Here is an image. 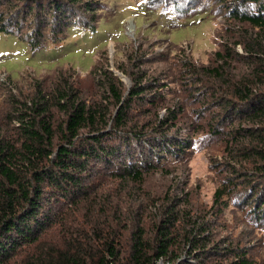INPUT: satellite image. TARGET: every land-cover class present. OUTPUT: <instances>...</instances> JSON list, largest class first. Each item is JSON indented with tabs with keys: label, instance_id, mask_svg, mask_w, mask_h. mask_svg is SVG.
Instances as JSON below:
<instances>
[{
	"label": "trees",
	"instance_id": "obj_1",
	"mask_svg": "<svg viewBox=\"0 0 264 264\" xmlns=\"http://www.w3.org/2000/svg\"><path fill=\"white\" fill-rule=\"evenodd\" d=\"M233 1L229 18L260 30V39L245 44L244 52L264 58V0ZM80 2L0 0V31L21 36V29L29 25L32 49L57 45L70 28L86 24L75 10ZM200 3L187 4L196 9ZM83 4L84 11H93V26L87 27L96 30L101 21L96 12H104V3ZM215 56L227 62L229 54L217 51ZM220 66L205 71L221 77ZM92 72L101 88V97L93 101L62 71L48 87L37 80L31 97L0 84L6 92L5 108L0 106V264H256L245 247L215 239L214 230L199 215L179 209L176 202L163 209L143 189L146 175L161 159L184 148L175 135L176 108L155 115L153 108L158 110L164 97L155 90L154 79L145 81L140 71L126 88L104 64ZM234 86L232 96H220L225 118L230 123L238 120L230 133L229 154H242L246 162L244 200L255 205L251 212L260 219L264 60ZM143 103L150 108H140ZM240 149L244 151L237 153ZM232 185H220L215 200L229 195ZM148 210L158 212L151 226L144 215ZM183 251L194 261L180 259Z\"/></svg>",
	"mask_w": 264,
	"mask_h": 264
},
{
	"label": "rangeland",
	"instance_id": "obj_2",
	"mask_svg": "<svg viewBox=\"0 0 264 264\" xmlns=\"http://www.w3.org/2000/svg\"><path fill=\"white\" fill-rule=\"evenodd\" d=\"M83 1L75 10L86 24L70 28L57 45L32 49L27 41L32 33L29 25L21 29V36L17 31L18 35L0 31V73H6L0 84H10L16 95L31 97L37 80L48 87L62 71L93 101L101 97L98 78L92 72L97 64L113 70L126 88L140 71L145 81L154 79L155 90L164 97L158 110L153 108L155 115L176 108L175 135L184 148L178 155L162 158L159 167L146 175L143 189L152 193L163 209L176 202L179 209L199 215L214 230L215 239L245 247L256 264H264V214L258 219L251 212L255 205L245 203L246 162L242 154L236 158L229 154L230 133L238 120L230 123L225 118L226 107L220 97L232 96L234 85L264 60L244 52L245 44L260 39V30L229 18L233 0H201L196 9L188 7L189 0H101L105 10L96 12L101 21L96 30H90L87 26H93V11H84ZM217 51L229 54L227 62L217 60ZM220 64L221 77L205 71V67ZM1 88L0 106L4 109L6 92ZM140 108L150 106L143 103ZM230 181V194L217 202L216 189ZM157 214L151 210L144 213L149 226ZM180 259L194 261L185 251Z\"/></svg>",
	"mask_w": 264,
	"mask_h": 264
},
{
	"label": "built area",
	"instance_id": "obj_3",
	"mask_svg": "<svg viewBox=\"0 0 264 264\" xmlns=\"http://www.w3.org/2000/svg\"><path fill=\"white\" fill-rule=\"evenodd\" d=\"M5 77H6V73L1 72L0 73V81L3 82L5 80Z\"/></svg>",
	"mask_w": 264,
	"mask_h": 264
},
{
	"label": "water",
	"instance_id": "obj_4",
	"mask_svg": "<svg viewBox=\"0 0 264 264\" xmlns=\"http://www.w3.org/2000/svg\"><path fill=\"white\" fill-rule=\"evenodd\" d=\"M120 74V73H119ZM121 75V74H120Z\"/></svg>",
	"mask_w": 264,
	"mask_h": 264
}]
</instances>
